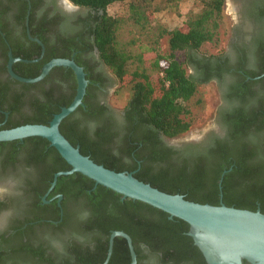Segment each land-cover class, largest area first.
Masks as SVG:
<instances>
[{
	"label": "trees",
	"instance_id": "obj_1",
	"mask_svg": "<svg viewBox=\"0 0 264 264\" xmlns=\"http://www.w3.org/2000/svg\"><path fill=\"white\" fill-rule=\"evenodd\" d=\"M70 1L74 5L103 12L98 16L93 31L94 43L100 59L120 83L117 93L128 90L130 94L123 106L126 113L125 134H128L132 141H139L138 137H141L140 140L152 147L153 151L148 159L135 153L129 163L121 162L114 155V140L120 132L116 131L111 118L105 115L104 108L97 109L90 103L91 98L88 94L93 82L90 76L87 77L90 81L88 94L83 100L86 110L80 106L60 124V131L69 142L79 146L81 153L97 164L116 172H132L140 181L168 194H179L189 201L216 206L222 201L229 207L251 211L259 209L264 214V76H262L264 63L245 72L246 74L239 73L241 67L235 69L242 82L237 83L231 97L237 98L242 105L224 117L228 128L225 139L201 151H191L187 156L183 158L178 156L176 159L170 156L172 153L170 149L158 147L159 133L175 138L188 132L195 122L196 116L187 102L198 93L199 86L211 76L199 80L196 76L188 74L187 68L195 66L208 69L209 63L216 58L204 57L209 62L204 64L197 54L205 43L216 41L224 18L225 0H199L200 8L188 17L183 26L172 30L158 28L157 37L168 36L170 49L168 54H154L155 48L134 51L118 40L125 21L122 17L111 15L108 9L116 4L126 5L129 19L146 30L155 14V8L151 7L148 1ZM180 1L168 0L170 3ZM261 13L264 17L263 10ZM36 53L37 56L26 55L22 58L34 59L40 54L39 51ZM178 54L183 56L182 60L178 58ZM53 58L67 57H62L57 52H47L44 60L28 65L30 69L27 73L19 71L21 70L19 64L14 66V71L23 77L34 78L40 75L43 65ZM55 69L58 67L52 71ZM224 72L225 69H218L216 76L221 77ZM51 75L52 73L37 84L18 82L21 88L15 104L7 106L0 103L1 108L18 113V118L8 122L4 129L26 124L48 125L63 107H68L72 103L77 90L76 78L69 79L67 94L59 98L60 96H55L54 90L63 92L62 84L58 82L49 90L43 86ZM253 86H259L260 89L254 91ZM32 88L38 90V93H32ZM79 114L82 115L80 118ZM142 127L154 128L157 133L151 131L149 134H139L137 131ZM22 141L26 144H22ZM22 141L15 140L12 143H21V148L29 145L35 163H40L36 159L44 158L50 164L47 172L49 181L53 180L56 173L71 170L72 167L47 139L29 137ZM139 161H142L141 164ZM155 165L160 166L152 170ZM74 177H79L80 180L64 192L66 198L69 195H78V192L86 194L87 189L92 190L96 185L93 180L81 173L63 175L59 179ZM57 190H60L59 187ZM92 193L96 196L94 205L98 210L106 211V208L112 205L115 213L119 214L118 212L122 210L128 216L126 215L125 219L117 217L109 223L101 221L99 227L102 235L99 236L98 251L95 254L92 251L83 254L77 250L72 251L75 253L77 251V256L69 259L66 264H102L107 258L110 236L114 231H123L132 238L137 264H208L188 234L190 226L187 222L176 217L170 219L168 213L141 201L129 198L122 200L120 194L102 185H97V190H93ZM130 262L131 254L126 239L116 237L108 264Z\"/></svg>",
	"mask_w": 264,
	"mask_h": 264
},
{
	"label": "flooded vegetation",
	"instance_id": "obj_2",
	"mask_svg": "<svg viewBox=\"0 0 264 264\" xmlns=\"http://www.w3.org/2000/svg\"><path fill=\"white\" fill-rule=\"evenodd\" d=\"M235 2L240 15L230 43L231 53L216 56L210 63L199 57L204 64H210L208 69L191 66V75L199 80L211 76L202 84L214 81L224 86L226 103L218 111L215 128L200 136L169 138L162 133L157 135L160 140L158 147L170 149L173 159L178 156L183 158L191 151H201L227 137L224 117L242 105L237 98L231 97L237 83L242 82L235 69L241 67L239 73L246 74L264 63V17L261 13L264 11V0ZM100 14L103 12L74 5L70 0H0V103L7 106L15 104L21 88L18 82L23 83L14 79L8 71L11 57L37 56L36 52L39 51L40 54L34 59L40 62L47 52H57L78 63L84 69L86 79L88 76L92 78L89 94L90 81L86 89L90 103L97 109L104 108L105 115L111 118L116 131L120 132L114 140V155L125 163H129L135 153L148 159L153 148L145 145L141 137H138L139 141H132L125 134L124 107L116 108L111 104L117 78L100 59L94 43L93 31ZM37 62L17 61L13 64V71L14 66L19 64V69L23 71L18 70L27 73L30 69L28 65ZM218 69H225L221 77L216 76ZM52 70V77L43 86L49 90L59 82L64 90H60L61 93L54 90V94L61 98L68 92L69 79L76 78V75L71 68ZM259 89V86L252 87L254 91ZM31 92L36 94L38 90L32 88ZM82 107L86 110L84 104ZM78 116L80 118L82 115ZM16 118L17 112L11 113L0 107V130H4L8 122ZM151 131L156 132L150 127H142L137 132L145 135ZM12 142H0V264H66L77 256V251L81 254L92 251L95 254L100 247L99 236L102 235L100 222L109 223L117 217L125 219L127 214L122 210L119 214L115 213L112 205L106 211L98 210L94 205L96 196L92 193L97 190V185L92 190L87 189L86 194L78 192V195L66 198L64 192L73 187L80 180L79 177L60 180V176L51 188L54 178L52 181L47 179L50 164L46 159H36L40 161L37 164L29 151L31 147L26 145L21 148V143L26 144L25 141L20 144ZM139 162L141 164L142 161ZM159 166L155 165L152 170ZM58 187L60 190H57ZM75 250L76 253L72 252Z\"/></svg>",
	"mask_w": 264,
	"mask_h": 264
},
{
	"label": "water",
	"instance_id": "obj_3",
	"mask_svg": "<svg viewBox=\"0 0 264 264\" xmlns=\"http://www.w3.org/2000/svg\"><path fill=\"white\" fill-rule=\"evenodd\" d=\"M17 61L37 62L39 59L10 58L8 64L10 75L23 83H37L55 67L71 68L77 78V91L72 103L68 107H63L48 125L26 124L0 130V142L42 137L57 149L72 168L69 171L56 173L51 188L56 185L60 176L81 173L93 180L96 185H102L120 194L123 199L141 201L168 213L170 219L176 217L187 222L190 226L188 234L193 238L208 264H264V214L259 209L251 211L229 207L222 201L218 206L196 203L185 199L182 195L168 194L144 183L132 172H116L97 164L90 157L83 155L79 146L72 145L60 131L61 122L84 104L88 86L84 69L73 59L54 58L44 65L40 75L25 78L13 71V64ZM116 237L126 239L131 254L130 264H137L132 238L123 231L112 232L107 258L102 264H108L110 261Z\"/></svg>",
	"mask_w": 264,
	"mask_h": 264
},
{
	"label": "rangeland",
	"instance_id": "obj_4",
	"mask_svg": "<svg viewBox=\"0 0 264 264\" xmlns=\"http://www.w3.org/2000/svg\"><path fill=\"white\" fill-rule=\"evenodd\" d=\"M155 8L153 20L145 30L129 19L128 7L126 5H113L108 9L111 15L122 17L125 21L118 40L121 44L128 45L132 50H144L155 48L154 54H168L170 52L168 36L157 37L160 27L172 30L183 26L188 17L200 8L199 0H181L178 3H170L168 0H146ZM224 7V18L219 29V35L215 42L205 43L199 57L222 56L231 53L230 43L234 35V28L239 20V9L235 0H226ZM179 59L183 56L178 54ZM191 75L193 70L187 68ZM120 83L115 79L113 90L115 94L111 97V104L116 108H123L129 98L128 90H121ZM224 86L217 82L201 84L198 93L187 102L188 107L194 113L195 122L188 132L181 138L200 136L204 132L215 128L219 109L226 103ZM117 93V94H116Z\"/></svg>",
	"mask_w": 264,
	"mask_h": 264
}]
</instances>
